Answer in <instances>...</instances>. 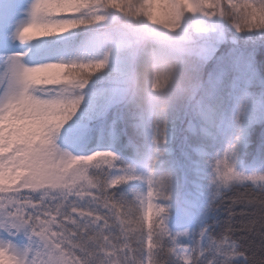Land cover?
Instances as JSON below:
<instances>
[{
  "label": "snow or ice",
  "instance_id": "snow-or-ice-1",
  "mask_svg": "<svg viewBox=\"0 0 264 264\" xmlns=\"http://www.w3.org/2000/svg\"><path fill=\"white\" fill-rule=\"evenodd\" d=\"M122 18L199 100L131 115ZM261 37L264 0H0V264H264Z\"/></svg>",
  "mask_w": 264,
  "mask_h": 264
},
{
  "label": "clouds",
  "instance_id": "clouds-1",
  "mask_svg": "<svg viewBox=\"0 0 264 264\" xmlns=\"http://www.w3.org/2000/svg\"><path fill=\"white\" fill-rule=\"evenodd\" d=\"M143 19H121L115 29L125 31L133 47L125 88L126 103L132 116L145 122L163 121L180 104L195 103L189 84L195 76V58L183 52L178 34L168 33L159 26L142 28ZM162 86L153 90L154 79Z\"/></svg>",
  "mask_w": 264,
  "mask_h": 264
},
{
  "label": "trees",
  "instance_id": "trees-1",
  "mask_svg": "<svg viewBox=\"0 0 264 264\" xmlns=\"http://www.w3.org/2000/svg\"><path fill=\"white\" fill-rule=\"evenodd\" d=\"M227 51V48H221L220 52L225 53ZM254 60L256 62L257 70L260 71L262 74H264V47L262 46H257L254 53ZM212 70V65L209 64L208 66L205 67L204 71L205 73L209 72ZM183 129L187 128V123H183L181 126ZM182 139V136L180 137ZM178 147H179V139L176 142L175 148L177 149L178 152Z\"/></svg>",
  "mask_w": 264,
  "mask_h": 264
},
{
  "label": "rangeland",
  "instance_id": "rangeland-1",
  "mask_svg": "<svg viewBox=\"0 0 264 264\" xmlns=\"http://www.w3.org/2000/svg\"><path fill=\"white\" fill-rule=\"evenodd\" d=\"M261 39H264V37H261Z\"/></svg>",
  "mask_w": 264,
  "mask_h": 264
}]
</instances>
